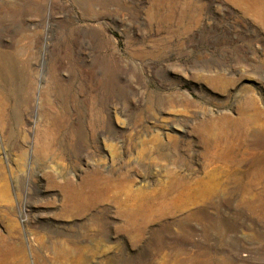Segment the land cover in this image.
Instances as JSON below:
<instances>
[{
  "label": "rangeland",
  "instance_id": "374dc122",
  "mask_svg": "<svg viewBox=\"0 0 264 264\" xmlns=\"http://www.w3.org/2000/svg\"><path fill=\"white\" fill-rule=\"evenodd\" d=\"M0 264H264V0H0Z\"/></svg>",
  "mask_w": 264,
  "mask_h": 264
},
{
  "label": "bare ground",
  "instance_id": "6f19581e",
  "mask_svg": "<svg viewBox=\"0 0 264 264\" xmlns=\"http://www.w3.org/2000/svg\"><path fill=\"white\" fill-rule=\"evenodd\" d=\"M49 37H48V35L46 34L45 36H44V38H43V50H46L47 49V43H46V41H47V39H48ZM62 43H63V41H62ZM93 43V42H92ZM94 44H92V46H93ZM95 46V45H94ZM62 46L59 44V46H57V49H56V53H55V70L57 71V72H59L60 70H66L67 68H70V67H68V64L70 63V60L68 61L67 60V56H66V58L63 56V54H64V51L62 50V48H61ZM65 48V47H64ZM66 50V49H65ZM91 50H93V49H91ZM74 51V50H73ZM72 51V52H73ZM95 51V50H94ZM67 52V51H66ZM96 52V51H95ZM93 53L94 52H92V55H93ZM96 54V53H95ZM68 55V54H67ZM76 55V54H75ZM80 55V54H79ZM70 56V55H69ZM72 57H73V55H72ZM83 57V56H82ZM85 57V56H84ZM92 57V56H91ZM91 57H89V58H91ZM95 57V56H94ZM93 57V58H94ZM70 58V57H69ZM75 58V57H74ZM86 58V57H85ZM92 59V58H91ZM73 60V59H72ZM90 61V60H89ZM91 61H93V60H91ZM77 73H78V76L80 77V79H81V83H80V87H79V85H77L78 87H79V94H80V97H81V99H85L86 98V96H88L89 94H91V93H94V92H92L93 91V86H96L95 84L97 83V80L99 79L98 77V71H97V68L99 69V71H100V68H101V66H99V67H97V68H93L94 66L93 65H90L89 63L88 64H86V62H85V60L84 59H79V61H77ZM91 63V62H90ZM114 63V62H113ZM43 65H44V52H42V54H41V61H40V67H42L43 68ZM70 65V64H69ZM74 67H75V62H74ZM104 67V66H103ZM102 67V68H103ZM76 68V67H75ZM74 68V69H75ZM68 70V69H67ZM66 70V71H67ZM69 70H71V69H69ZM105 70V69H104ZM107 70V69H106ZM104 71H102V73H103ZM55 73V72H54ZM61 73V72H60ZM70 73H71V71H70ZM101 73V72H100ZM58 74V73H57ZM69 74V73H68ZM59 75V74H58ZM103 76V75H102ZM76 77H77V75H76ZM68 78V77H67ZM79 80V79H78ZM98 82H99V80H98ZM79 83V82H78ZM93 85V86H92ZM102 85V84H101ZM41 87V86H40ZM105 87H107V86H105ZM104 87V88H105ZM96 90V89H95ZM79 94H77V95H79ZM90 96V95H89ZM49 103V102H48ZM38 106H37V104H36V108H37Z\"/></svg>",
  "mask_w": 264,
  "mask_h": 264
}]
</instances>
